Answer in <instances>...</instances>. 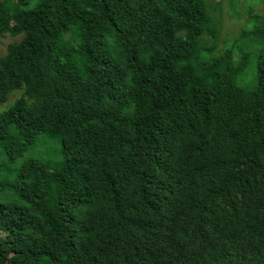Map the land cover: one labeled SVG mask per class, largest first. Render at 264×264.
<instances>
[{"label":"trees","instance_id":"obj_1","mask_svg":"<svg viewBox=\"0 0 264 264\" xmlns=\"http://www.w3.org/2000/svg\"><path fill=\"white\" fill-rule=\"evenodd\" d=\"M215 10L0 0V264H264V17Z\"/></svg>","mask_w":264,"mask_h":264},{"label":"rangeland","instance_id":"obj_2","mask_svg":"<svg viewBox=\"0 0 264 264\" xmlns=\"http://www.w3.org/2000/svg\"><path fill=\"white\" fill-rule=\"evenodd\" d=\"M209 7H215V18H221L223 21L218 22V27L221 29V40L217 42V46H219L218 50H222L225 44V40L223 39L226 33H229L231 36L237 35L240 31L241 25L244 21L247 23L249 20L246 16H242L239 18L238 12L239 9L242 8V13L246 10L252 9L253 15H259L260 17H264V0H207ZM223 14L221 15V13ZM239 19H243L238 21ZM211 40L213 38L210 37ZM19 37H13L11 34L4 35L0 38V54H5L8 50V46L11 42L18 40ZM228 42V41H227ZM226 42V43H227ZM229 43V42H228ZM18 95V94H17ZM9 105V102L0 105V113ZM29 155V151H27L24 157Z\"/></svg>","mask_w":264,"mask_h":264}]
</instances>
